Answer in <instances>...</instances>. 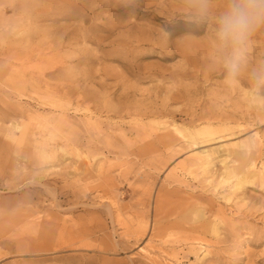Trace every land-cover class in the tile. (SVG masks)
Here are the masks:
<instances>
[{"label": "rangeland", "instance_id": "obj_1", "mask_svg": "<svg viewBox=\"0 0 264 264\" xmlns=\"http://www.w3.org/2000/svg\"><path fill=\"white\" fill-rule=\"evenodd\" d=\"M182 4L0 0V264H264V125Z\"/></svg>", "mask_w": 264, "mask_h": 264}, {"label": "clouds", "instance_id": "obj_2", "mask_svg": "<svg viewBox=\"0 0 264 264\" xmlns=\"http://www.w3.org/2000/svg\"><path fill=\"white\" fill-rule=\"evenodd\" d=\"M181 14L190 27L210 25L207 70L228 91L243 86L252 127L264 125V59L251 63L254 37L264 31V0H183ZM256 143L249 134L239 151L250 155Z\"/></svg>", "mask_w": 264, "mask_h": 264}, {"label": "bare ground", "instance_id": "obj_3", "mask_svg": "<svg viewBox=\"0 0 264 264\" xmlns=\"http://www.w3.org/2000/svg\"><path fill=\"white\" fill-rule=\"evenodd\" d=\"M227 177H228V176H227ZM231 178H232V177H231ZM236 185H237V184H236ZM241 185H242V184H241ZM241 185H240V186H241Z\"/></svg>", "mask_w": 264, "mask_h": 264}]
</instances>
